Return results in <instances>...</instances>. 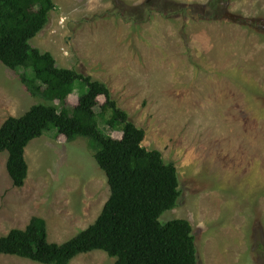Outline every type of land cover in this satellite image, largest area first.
<instances>
[{
	"label": "rangeland",
	"instance_id": "374dc122",
	"mask_svg": "<svg viewBox=\"0 0 264 264\" xmlns=\"http://www.w3.org/2000/svg\"><path fill=\"white\" fill-rule=\"evenodd\" d=\"M53 1L30 43L105 83L144 130L143 145L174 163L180 195L160 220L190 222L197 264H264V0H227L213 18L145 11L148 0ZM24 71L0 62V125L44 102L21 82ZM24 155L27 177L15 187L0 153V237L37 216L62 243L95 221L110 187L87 139L49 130ZM114 261L94 250L69 264ZM0 264L40 263L0 255Z\"/></svg>",
	"mask_w": 264,
	"mask_h": 264
},
{
	"label": "trees",
	"instance_id": "16d2710c",
	"mask_svg": "<svg viewBox=\"0 0 264 264\" xmlns=\"http://www.w3.org/2000/svg\"><path fill=\"white\" fill-rule=\"evenodd\" d=\"M226 2L148 0L142 9L213 18ZM54 9L53 0H0V62L10 69L23 68L21 82L33 97L44 100L4 120L0 153H8L6 169L13 186L22 187L28 172L24 153L30 141L53 129L67 141L85 138L105 173L110 195L95 221L67 241L50 242L46 221L34 216L25 228L11 229L0 237V255L40 264H69L80 254L100 250L114 258V264H197L190 222L160 220L180 195L174 163L143 145L144 130L117 105L105 83L58 66L50 52L31 45ZM75 88L77 103L70 105L68 98ZM100 120L108 132L100 127Z\"/></svg>",
	"mask_w": 264,
	"mask_h": 264
}]
</instances>
